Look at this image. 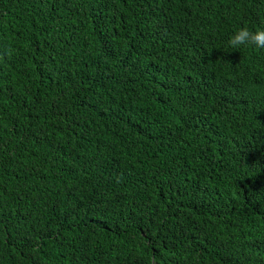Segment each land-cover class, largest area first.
Masks as SVG:
<instances>
[{
  "label": "trees",
  "instance_id": "16d2710c",
  "mask_svg": "<svg viewBox=\"0 0 264 264\" xmlns=\"http://www.w3.org/2000/svg\"><path fill=\"white\" fill-rule=\"evenodd\" d=\"M264 0H0V264H264Z\"/></svg>",
  "mask_w": 264,
  "mask_h": 264
},
{
  "label": "clouds",
  "instance_id": "9594fccd",
  "mask_svg": "<svg viewBox=\"0 0 264 264\" xmlns=\"http://www.w3.org/2000/svg\"><path fill=\"white\" fill-rule=\"evenodd\" d=\"M228 45L232 49H239L241 46H254L264 48V29L250 30L248 27L237 29L229 38Z\"/></svg>",
  "mask_w": 264,
  "mask_h": 264
}]
</instances>
